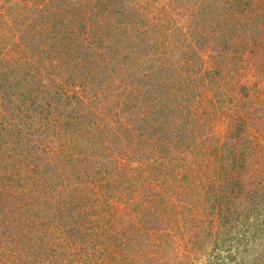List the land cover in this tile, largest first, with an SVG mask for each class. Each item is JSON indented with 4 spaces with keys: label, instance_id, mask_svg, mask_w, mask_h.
<instances>
[{
    "label": "rangeland",
    "instance_id": "rangeland-1",
    "mask_svg": "<svg viewBox=\"0 0 264 264\" xmlns=\"http://www.w3.org/2000/svg\"><path fill=\"white\" fill-rule=\"evenodd\" d=\"M0 264H264V0H0Z\"/></svg>",
    "mask_w": 264,
    "mask_h": 264
}]
</instances>
